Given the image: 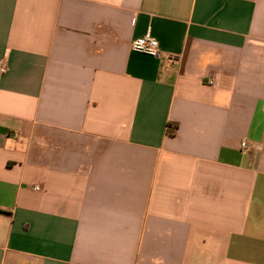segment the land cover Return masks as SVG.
<instances>
[{
	"label": "crops",
	"instance_id": "1",
	"mask_svg": "<svg viewBox=\"0 0 264 264\" xmlns=\"http://www.w3.org/2000/svg\"><path fill=\"white\" fill-rule=\"evenodd\" d=\"M0 62V264H264V0H0Z\"/></svg>",
	"mask_w": 264,
	"mask_h": 264
},
{
	"label": "built area",
	"instance_id": "2",
	"mask_svg": "<svg viewBox=\"0 0 264 264\" xmlns=\"http://www.w3.org/2000/svg\"><path fill=\"white\" fill-rule=\"evenodd\" d=\"M131 49L134 52L146 54V55L156 57V58H159L162 56V53L159 50L157 41L149 35H145L143 37H140V38L133 40L131 43ZM5 70H6L5 63L0 62V73H4ZM206 84L207 85H213L214 84L213 77L207 78ZM248 146L249 145L244 141L240 143L241 149H247ZM34 189H38V187H34Z\"/></svg>",
	"mask_w": 264,
	"mask_h": 264
},
{
	"label": "trees",
	"instance_id": "3",
	"mask_svg": "<svg viewBox=\"0 0 264 264\" xmlns=\"http://www.w3.org/2000/svg\"><path fill=\"white\" fill-rule=\"evenodd\" d=\"M176 126H177L176 124H174V125L168 124L167 129H166L167 133L172 135L176 129Z\"/></svg>",
	"mask_w": 264,
	"mask_h": 264
}]
</instances>
